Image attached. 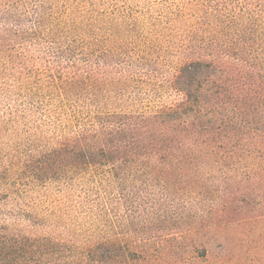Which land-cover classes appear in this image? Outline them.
I'll return each mask as SVG.
<instances>
[{
  "label": "trees",
  "instance_id": "1",
  "mask_svg": "<svg viewBox=\"0 0 264 264\" xmlns=\"http://www.w3.org/2000/svg\"><path fill=\"white\" fill-rule=\"evenodd\" d=\"M239 3L194 0L179 10L191 20L166 82L181 99L138 109L158 45L105 35L97 47L94 25L76 23L56 0H0V97L13 101L0 133L35 109L73 130L0 173V264H264V0ZM75 181L112 191L119 209L152 194L158 233L66 243L33 233L23 223L36 219L9 205Z\"/></svg>",
  "mask_w": 264,
  "mask_h": 264
},
{
  "label": "rangeland",
  "instance_id": "2",
  "mask_svg": "<svg viewBox=\"0 0 264 264\" xmlns=\"http://www.w3.org/2000/svg\"><path fill=\"white\" fill-rule=\"evenodd\" d=\"M56 1L58 7L76 23L85 21L94 25L91 34L97 47L101 45V39L105 35L114 42H128L135 47L158 45V50L153 54L157 64L153 67L155 80L152 83L150 79L152 85L149 90L138 92V109H154L180 101V95L170 89L166 81L170 71L173 72L182 59L179 48L184 32L181 28H184V22L188 24L191 20H180L177 13L180 9L185 10L189 1L194 0ZM236 1L244 4V7L253 5L251 7L254 8L260 0ZM177 22L174 30L173 25ZM40 47L46 50L48 45L41 43ZM49 59L54 64L61 61L55 56H50ZM45 63L46 61L41 62L43 65ZM14 98L18 101L17 97ZM12 102L8 97H0V117L3 119H7L6 114ZM26 114V119L18 123L3 125L5 131L0 133V173H7V177L14 169L13 165L58 146L68 135L73 134V130L64 128L58 118H53L45 110L35 109ZM6 168L10 169L5 171ZM91 187V184L80 181L72 183L65 193H60L62 190L55 185L39 187L19 201L12 197L9 202L14 200L9 205L12 207L18 202L22 203L23 206L18 207L25 210L23 213L36 219V226L23 223L24 227L33 228V233L37 235L50 236L66 243L84 242V239L98 240L110 235L116 237L119 233L134 238L158 233L157 217L150 209L154 199L152 194L148 200H141L144 195L141 194L138 198L131 199L127 207L120 205L119 209L112 191L107 193ZM3 191L6 190L1 187V195L4 194ZM166 208L168 214L173 212L169 206ZM110 222H113L112 230L105 233L104 228L109 227ZM130 226L137 231H132Z\"/></svg>",
  "mask_w": 264,
  "mask_h": 264
}]
</instances>
